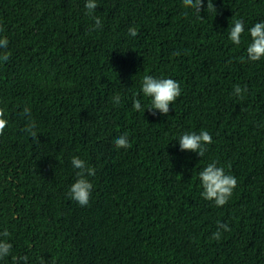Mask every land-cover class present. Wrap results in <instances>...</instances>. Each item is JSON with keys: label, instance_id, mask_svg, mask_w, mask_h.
<instances>
[{"label": "trees", "instance_id": "16d2710c", "mask_svg": "<svg viewBox=\"0 0 264 264\" xmlns=\"http://www.w3.org/2000/svg\"><path fill=\"white\" fill-rule=\"evenodd\" d=\"M85 2L0 0V232L12 244L0 264H264V57L246 54L264 0H204L200 16L182 0H96L91 14ZM144 75L179 82L167 115L145 108ZM202 130V157L180 149ZM124 133L131 146L117 148ZM73 156L95 169L87 206L69 196ZM212 162L237 179L222 207L201 195ZM218 222L231 230L215 240Z\"/></svg>", "mask_w": 264, "mask_h": 264}, {"label": "clouds", "instance_id": "9594fccd", "mask_svg": "<svg viewBox=\"0 0 264 264\" xmlns=\"http://www.w3.org/2000/svg\"><path fill=\"white\" fill-rule=\"evenodd\" d=\"M204 0H182V4L186 9H191L198 16ZM96 0H86L84 7L88 13L91 14L97 8ZM213 8L212 0L209 3L207 0V7ZM95 26H101V20L99 17H93ZM2 30V29H0ZM245 31L244 23L240 19L233 21V26L230 28L229 39L236 45L241 43V35ZM251 42L246 48L247 58L251 61L260 60L264 57V21L257 22L248 29ZM128 34L132 37L138 35L136 28L129 27ZM8 40L6 37H0V50L7 49ZM178 54V53H177ZM9 54L6 51H0V61L7 62ZM243 59V58H242ZM141 91L143 95L150 99V105L145 107L152 110H159L160 113L167 115L169 112V105L172 104L180 95L181 87L179 82L172 78L154 77L151 75H144L141 84ZM247 89H242L239 85L234 86V93L237 96H241ZM120 96L117 94L113 97V103L119 104ZM133 109L140 111L142 109V103L140 99H134L132 102ZM143 108V112L145 110ZM25 114L29 116V122L25 128V131L29 132L33 139L37 140V132L35 131V123L30 119V112L28 108L24 109ZM8 121L5 118V111L0 108V135L3 134L4 129L7 127ZM179 147L182 151L196 152L202 157L206 151L204 145L212 143V136L206 130L196 132H185L178 139ZM114 144L117 148H129L130 142L127 134H121L118 136ZM71 164L74 169H77L76 179L69 187V196L72 200L76 201L80 206H87L90 200L91 190L93 188L92 183L88 177L95 175V169L89 167L84 160L77 156H73ZM199 181L202 187L201 195L204 199L213 201L218 207L224 206L232 196L233 190L237 186V179L231 174H227L223 167H218L215 162L207 164L199 172ZM217 231L213 233L212 238L219 240L221 238L220 229L224 231H230V227L227 223L218 222ZM10 236L7 230L0 232V259L7 257L12 249V244L6 239ZM26 257H19L18 264H24Z\"/></svg>", "mask_w": 264, "mask_h": 264}]
</instances>
